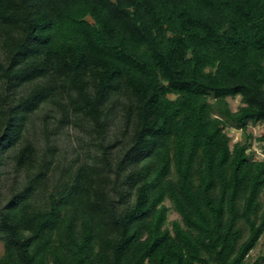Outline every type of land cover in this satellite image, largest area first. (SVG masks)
<instances>
[{
    "label": "trees",
    "instance_id": "obj_1",
    "mask_svg": "<svg viewBox=\"0 0 264 264\" xmlns=\"http://www.w3.org/2000/svg\"><path fill=\"white\" fill-rule=\"evenodd\" d=\"M250 125L264 0H0V264H264Z\"/></svg>",
    "mask_w": 264,
    "mask_h": 264
},
{
    "label": "rangeland",
    "instance_id": "obj_2",
    "mask_svg": "<svg viewBox=\"0 0 264 264\" xmlns=\"http://www.w3.org/2000/svg\"><path fill=\"white\" fill-rule=\"evenodd\" d=\"M227 100H228L230 108L232 110H235L237 108V106L240 104V98L239 97L228 98ZM263 127H264V125H250L248 127V132H250L253 136V140L251 142V149L254 150V153H255L254 157L257 159L264 158V152H263L264 141L259 142L255 139L256 137L261 135V133L263 131ZM226 131L231 138V141H230L231 145L234 142L241 140V138H242L241 130L235 129V128H227ZM75 142H76V136H75V133L73 130H69L68 135L64 134L58 140L60 150L63 151L68 158H70V156H71V151H72L71 146L74 145ZM165 204L167 206H170L168 201H166ZM177 218H178V215L173 210H170V212L168 214V220L171 221V220H174ZM2 250H3V245H2V242L0 241V253L2 252ZM262 253H264V236L259 240L256 248L250 252L249 259L253 260L259 254H262Z\"/></svg>",
    "mask_w": 264,
    "mask_h": 264
}]
</instances>
